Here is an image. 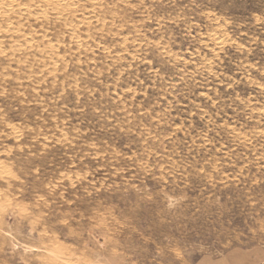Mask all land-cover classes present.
<instances>
[{"label": "rangeland", "instance_id": "374dc122", "mask_svg": "<svg viewBox=\"0 0 264 264\" xmlns=\"http://www.w3.org/2000/svg\"><path fill=\"white\" fill-rule=\"evenodd\" d=\"M0 43V264H264V0H0Z\"/></svg>", "mask_w": 264, "mask_h": 264}, {"label": "bare ground", "instance_id": "6f19581e", "mask_svg": "<svg viewBox=\"0 0 264 264\" xmlns=\"http://www.w3.org/2000/svg\"><path fill=\"white\" fill-rule=\"evenodd\" d=\"M73 1V0H72ZM94 1V0H93ZM97 1H99V0H97ZM63 2V1H62ZM4 4V3H3ZM78 5V4H77ZM6 6V5H5ZM60 6V5H59ZM2 7V6H1ZM32 8V7H31ZM86 8V7H85ZM4 11V10H3ZM94 11H96L95 9H94ZM70 12V11H69ZM26 13V12H25ZM18 15V14H17ZM28 19V18H27ZM15 20V19H14ZM82 20V19H81ZM10 23V22H9ZM74 23V22H73ZM24 24V23H23ZM78 24V23H77ZM10 27V26H9ZM69 27V26H68ZM122 27V26H121ZM77 28H79V27H77ZM229 33V32H228ZM227 33V34H228ZM26 34V33H25ZM41 34V33H40ZM44 35V34H43ZM89 35V34H88ZM130 35V34H129ZM122 36V35H121ZM128 38V37H127ZM127 38H125V39H127ZM85 39V38H84ZM124 39V40H125ZM127 41V40H126ZM98 42V41H97ZM16 43V42H15ZM1 44V43H0ZM30 44V43H29ZM54 44V43H53ZM64 44V43H63ZM95 48V47H94ZM11 49V48H10ZM87 49V48H86ZM6 50V49H5ZM45 50V49H44ZM57 50H59V49H57ZM108 50V49H107ZM55 53V52H54ZM119 55V54H118ZM59 56V55H58ZM60 57V56H59ZM81 63V62H80ZM57 64V63H56ZM55 66V65H54ZM55 68H57V67H55ZM156 139V138H155ZM4 174V173H3Z\"/></svg>", "mask_w": 264, "mask_h": 264}]
</instances>
